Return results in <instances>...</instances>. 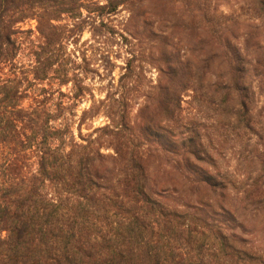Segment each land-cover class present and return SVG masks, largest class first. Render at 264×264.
Instances as JSON below:
<instances>
[{
	"label": "trees",
	"instance_id": "16d2710c",
	"mask_svg": "<svg viewBox=\"0 0 264 264\" xmlns=\"http://www.w3.org/2000/svg\"><path fill=\"white\" fill-rule=\"evenodd\" d=\"M129 1L109 0L107 7L115 11ZM206 2L184 0L196 11L188 23L197 21L209 36L207 58H183L170 45V35L153 28L166 19L163 5L156 21L145 16L156 83L133 118L128 101L107 108L109 123L91 135H81L83 111L79 141L64 117L63 101L54 114L38 105L24 110L11 103L10 88L0 85V264H264V251L245 237L233 206L223 203L227 185L204 152L214 135L211 128L182 116L189 93L215 105L203 93L211 69L220 68L222 80L206 89L222 94L231 112L225 128L251 131L254 91L247 82V47L232 45L211 29ZM249 2L254 18L264 16V0ZM23 4L0 0V63L14 55L13 26L30 17L11 13ZM34 17L43 43L35 53L33 77L45 80L57 62L60 36L51 23L57 16ZM135 62V56L125 62L119 78L124 90L133 88ZM256 64L264 67V61ZM73 86L71 98H82L83 86L75 81ZM56 121L63 124H50ZM14 146L33 149L35 173L19 176L5 152ZM179 189L183 202L173 196ZM241 194L242 201L264 202V151L258 175Z\"/></svg>",
	"mask_w": 264,
	"mask_h": 264
},
{
	"label": "rangeland",
	"instance_id": "374dc122",
	"mask_svg": "<svg viewBox=\"0 0 264 264\" xmlns=\"http://www.w3.org/2000/svg\"><path fill=\"white\" fill-rule=\"evenodd\" d=\"M108 1L24 0L18 9L10 8L14 16L30 17L13 26L14 55L7 63H0V85L10 88L14 96L11 103L24 110L38 105L54 114L63 101L64 117L77 141V125L83 111H87V115L80 128L81 135H91L95 129L109 123L107 108L115 110L128 101L133 118L148 93V87L156 83L157 73L154 65L150 64L154 62L151 54L153 39L149 35L151 24H146L144 17L150 15L155 20L160 16L162 5L167 11L166 19L161 24L160 21L153 23V28L169 34L170 45L178 48L183 58L194 59L195 62L207 58L209 36L202 32L197 21L191 25L188 23L196 11L184 0H130L115 11L107 7ZM206 6L211 29L232 45L242 48L245 44L247 47L243 51L250 64L247 82L254 91L249 112L251 131L237 129L233 132L231 128H225L231 112L223 104L222 94L213 96L206 89L207 84L222 80L224 73L220 68L211 69L203 93L208 101L212 96L215 105L207 103L205 98L194 100L189 93L182 100V116L211 128L214 135L204 152L212 156V169L227 185L223 203L233 206L245 237L257 249L264 251V202L257 205L253 199H241L242 191L259 173L261 152L264 151V67L256 64L264 61V16L253 17L249 0H207ZM103 7L106 8L100 9ZM36 14L57 16L51 23L57 27L56 33L60 36L57 62L45 80L33 77L37 66L35 53L43 43L36 29ZM132 56L138 60L135 62L136 77L133 78V88L124 90L120 88L119 78L126 60ZM62 80L72 82L62 85ZM74 81L84 88V94L78 100L71 98ZM50 124L58 127L63 122ZM11 149L5 152L14 158L19 176L35 173L37 159L33 149L24 150L18 146ZM102 153L111 152L103 150ZM174 191H177L174 198L178 197L179 202H183L180 198L184 196L180 193L183 190Z\"/></svg>",
	"mask_w": 264,
	"mask_h": 264
}]
</instances>
